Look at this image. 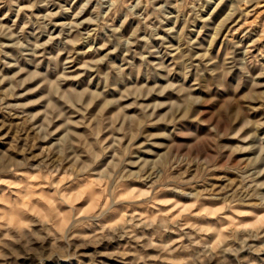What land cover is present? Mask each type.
<instances>
[{
  "label": "clouds",
  "instance_id": "9594fccd",
  "mask_svg": "<svg viewBox=\"0 0 264 264\" xmlns=\"http://www.w3.org/2000/svg\"><path fill=\"white\" fill-rule=\"evenodd\" d=\"M76 4L77 0H71L70 4L67 0L63 3L61 0H31L27 5H22L20 0H0V8L7 6L10 12H16V20L11 26L3 23L6 17H0V37L13 41L11 44L0 43V56L4 57L11 55L4 51L6 47L20 50L28 47L20 38L30 26L39 27L40 35H44L55 17L62 13L73 14V22L60 25V36H50L47 42L51 44L56 39H63L69 54V59L63 63L60 61L63 53L47 56L51 75L36 71L17 79L20 73L4 76L0 72V112L7 115H15V110L23 113L30 106L28 103H6L16 96L18 89L37 79L40 83L22 95L44 89L38 100L30 102L42 103L43 111L33 115L24 113L25 126L33 124L32 131L36 135H30L22 149L16 147L21 134L19 130L13 141L11 151L19 152L23 159H16L8 152L0 153V186L7 188L0 194V264H17L21 256L45 264L54 256L70 257L73 249L84 246L73 241L95 244L122 240L126 236L144 249H159L160 255L146 256L139 251L112 253L120 264H129V256L134 257L131 264H147V261L177 264L170 257L181 249L153 241L157 235L186 228L195 229L199 239L185 232L184 236L191 244L182 245V248L190 251L192 246L199 245L203 249L196 254L192 264H212L213 260L217 264H264V242L254 243L264 241V214L257 217L256 213L237 211V206L246 205L253 199L259 202L254 207L264 208V179H261L264 177V116L252 118V113L259 111L252 107L253 103L264 108V84L251 83V65L264 56V49L259 50L256 57L250 55L255 45L264 43V0H230L227 5L226 0H82L73 13ZM213 4L215 9L225 5L227 13L213 40L232 21H235L232 27L237 32L243 29L245 36L256 30L253 33L255 39L243 59L237 60L233 51L222 60H216L211 56V46L200 49L198 41L188 35L192 31L190 25L204 18L202 13L207 20L211 19L205 9ZM37 8H44L47 14L38 15ZM85 12H90L89 17L77 23ZM22 15L24 20L18 27ZM129 21L136 23L137 28L126 37L124 28ZM166 21H174L176 25L183 23L179 31L176 27L166 29L180 40L176 49L169 47L174 60L168 66L149 60V55H161L151 42L164 39L158 36V31ZM85 23L95 27L82 31ZM100 33L106 34L102 47L111 46L112 51L85 60L81 68L83 72H93L100 77L102 89L93 90L89 86L80 90L79 85L69 86V81H78L83 74H73L71 70L72 60L79 55L76 46L96 39ZM141 41L144 53L135 50ZM233 46L240 47L235 41ZM34 47L41 49L46 45L36 43ZM88 51L98 53L99 49L89 48ZM114 52L122 53L123 63L109 60ZM21 55L27 58L29 53L21 52ZM130 56L138 57L140 63L130 60ZM0 63L12 66L7 60H0ZM25 71L21 69V72ZM162 71L166 73L163 77L166 82L156 83ZM260 73L264 76V68ZM141 77L152 82L151 86L142 82ZM241 77L247 82L244 86L251 87L250 94L234 98L210 119H204L203 107L209 103L205 97L237 93L242 90ZM6 82L8 87L4 88ZM110 91L118 95L110 97ZM130 109L136 111L130 114ZM40 117L43 118L41 123L34 124ZM205 124L212 127L214 135L196 134V129ZM157 126L163 128L151 131ZM3 127L9 126L0 120V130ZM81 127L86 131L74 130ZM57 133L61 135L39 156L27 155L37 141H47ZM222 138L238 139L243 146L226 147L219 143ZM224 151L230 153L229 160L236 152L252 155L232 165L241 180L237 188L223 197L224 207L216 210L219 226L200 227L192 223L191 218L214 215L200 201L219 199V194L214 189L204 192L186 189L207 184L210 178L207 174L216 168ZM145 153L154 158L141 155ZM32 160H40V163L33 167ZM190 172L195 174L186 178ZM130 181L143 182L145 187L133 188ZM169 191L193 198V204L184 215L171 214L167 206L171 204L175 208L178 202L163 197L162 194ZM81 200L85 201L86 207L76 206ZM197 207L202 211L191 210ZM138 208L145 212H137ZM226 212H235L236 218L225 215ZM241 215L253 217L252 222L240 221ZM117 217L118 222L107 223L108 219ZM96 225L100 231L91 237L81 236L78 231ZM137 229H151L153 235H137ZM207 234L213 235L214 243L207 241ZM245 251L250 255L241 258L240 254ZM252 255L256 259H251ZM179 264L188 262L180 261Z\"/></svg>",
  "mask_w": 264,
  "mask_h": 264
},
{
  "label": "rangeland",
  "instance_id": "374dc122",
  "mask_svg": "<svg viewBox=\"0 0 264 264\" xmlns=\"http://www.w3.org/2000/svg\"><path fill=\"white\" fill-rule=\"evenodd\" d=\"M61 2H65V0H61ZM67 2L70 4L71 0H67ZM218 2V0H217ZM20 3L22 5H27L31 3V0H20ZM80 3H82V0H77L76 6L73 7V13L78 10ZM230 3V0H226V5ZM215 5H210L205 9V13L207 15L211 16L210 20H207L204 16V13H202V19L194 21L190 27L192 29L191 32L188 33L192 37L193 40H197L200 44V49H207L209 46H211V56L216 60H222L223 58L227 57L230 53H233L237 60H241L244 58V54L248 47L252 45V41L255 39V36L253 33L256 31L253 30V33H249L247 36L244 35V30L241 29L239 32L236 31L235 28L232 27V25L235 23V21H232L231 23L225 25L222 30L219 32L218 38L213 40V37L217 35L216 29L221 26V23L223 21L224 16L227 14L225 11V5H222L219 9H215ZM51 10V9H48ZM38 15H46V11L44 8H37L35 9ZM90 15V12H85L83 17H80L79 20L76 22L79 23L80 20H86ZM173 15H175V12L173 10ZM0 17H6L3 20V23L11 26V24L16 20V12L15 11H9L8 7L5 6L3 8H0ZM24 20V16L22 15L20 18L19 24L22 23ZM73 22V14L71 13H62L60 16L55 17L51 24L48 25L47 34L40 35V28L37 26H30L29 29L24 34V37H21V41L23 43L28 44V47L20 50L12 47H6L4 49L5 52L10 53V56L4 57L0 56V60H7L8 64L12 65L11 67L6 66L3 63H0V72L3 73L4 76H15L17 73H20V75L17 77V79H23L26 75L32 72H46L50 73V67H49V60L47 59V56L50 55H60V61L63 63L65 60L69 59L68 51L65 50V45L63 44V39H56L51 44H48V40L50 36H60V33L62 31L60 25L65 23H71ZM47 23V22H45ZM17 27V30H18ZM95 25H89L85 23L83 25L82 31H90L92 28H94ZM170 27H176L177 31H179L183 27V23L180 25H176L174 21H166L164 26L159 29L158 36L163 37V40L160 39H154L151 42V46L158 50L161 55H149V60L152 61V63H163L166 66L172 65L174 56L169 54V47L171 49H176L180 46V40L177 38L175 34H170L166 29ZM237 28L239 25L236 26ZM137 24L133 21H129L128 25L124 28V33L127 36H131L132 33L136 31ZM231 30V31H230ZM234 33V35H233ZM144 33H141L143 35ZM233 41H235L236 44L240 45V47L234 48ZM106 42V34L100 33L96 39H90L86 44H79L76 46V52L79 53V55H75L74 59L71 63V70H73V74H81L80 79L78 81H69V86L75 87L77 85L80 86V90L83 88H87L89 86L92 87L93 90L96 89H102V84L100 82V77L96 76L93 72H83V69L81 68V64L88 59H96L102 56L107 55L109 52L112 51L111 46L108 48H103L102 46ZM0 43L4 44H11L13 41L7 40L6 38L0 37ZM41 43L45 44L46 47L41 49H35V44ZM167 45V46H166ZM89 48H95L99 49V52H89ZM264 49V43L255 45L253 47V50L251 52L252 57H256L259 50ZM136 52L144 53V44L143 41H141L139 44L135 46ZM21 52H28L29 55L27 58H23L21 55ZM35 52L36 55H32V53ZM39 53H44V55H40ZM197 55H199V50H197ZM130 60H134L136 63H140V60L138 57H129ZM109 60L114 61L116 63H123V56L121 52H114L111 56H109ZM36 65H39L37 67ZM105 67V66H102ZM264 68V56L258 57V63L253 62L251 65V83H260L264 84V76L261 75L260 69ZM21 69H25V72H21ZM131 71V70H129ZM166 75L163 71L160 73V79L156 80V83L163 84L166 81L163 79V77ZM233 76H236V73L233 74ZM135 79V77H133ZM142 82L148 83L149 86H151L150 81L145 80L143 77L140 78ZM193 83H195V79L192 80ZM40 83V80L37 79L33 81L30 84L25 85L23 89H18L17 94L15 97H13L10 100H7L6 103L8 104H24L28 103L30 106L23 110V113H21L20 110H15V115H7L3 112H0V120L4 121L5 125H8L9 127H3L2 130H0V137H3V139H0V153L8 152V154L16 159H23V155H21L19 152H13L11 151L13 147V141L16 139V133L19 130L20 131V137L18 138V144L16 145L17 148H24L26 139L29 138L31 135L34 137L36 133L32 131L33 124H27L26 123V117L24 113H27L28 115H33L37 112L43 111V104H31V101L38 100L43 94L44 89L41 88L38 91L35 92H29L28 95H22L23 92L28 91L29 89L35 88ZM245 83H247L243 77H241V89L237 93L233 95H225L223 93H219L217 95H213L211 97H205L209 100V103H207L203 107V111L206 113L204 119H210L212 116H214L220 108L228 105L234 98H238L239 96H246L249 95L251 92V87L247 86L245 87ZM4 88L8 87V83L6 82L3 86ZM118 93L115 91H110L109 96L110 97H116ZM253 108H259L258 112L252 113V118H259L264 116V108H260V105L258 103L252 104ZM95 111V109H93ZM135 109H130L129 113H134ZM80 117H74V119H79ZM43 118L40 117L37 120H35L34 124L41 123V120ZM190 128H193L195 126L189 125ZM163 126H157V128L151 129V131H158L161 130ZM78 132H85L86 130L84 128H78L74 129ZM197 135H202L203 137H208L211 135H214L212 132V127L210 125H201L198 129H196ZM61 135V133H57V136L51 137L47 141L39 140L36 142V146L32 149L30 153H27L29 156H39L40 153L47 147L51 146L56 139ZM107 135V134H106ZM30 142V141H29ZM110 142V141H109ZM178 142L187 143L189 141L185 140H179ZM219 143L221 145H224L226 147L235 148L236 146L240 145L243 146V142L238 139H228V138H222ZM215 154V153H213ZM145 158L152 159L154 157L148 156L146 153L141 154ZM252 153H240L236 152L235 154L231 155V160H229L230 153L228 151H224L220 158L217 161L216 168L209 172L207 175L210 177L207 181V184L201 183L198 184L196 188L194 189H186L187 191H199L204 192L205 189H209L210 191L214 189L215 193L219 194V199H202L200 201L201 204L205 206L206 209L211 210L214 215L213 216H200V217H193L191 218V222L194 224L199 225L200 227H218L217 225V217L215 216L217 209H222L224 207L225 201L223 197H225L228 192L233 191L235 188H237L240 184L241 176L238 172L232 170V165H235L238 161L244 160L248 157H250ZM109 156H111V153H109ZM107 159V158H105ZM33 167L38 165L40 163V160H32L31 161ZM101 163H104V161H101ZM67 167V165H65ZM193 168H195V165H193ZM135 171L136 169H132ZM179 171V169L177 170ZM194 172L189 173L190 178L192 175H194ZM6 178H12V177H6ZM19 179V178H15ZM261 179H264L262 177ZM129 184L133 188H144L145 184L140 181H130ZM7 191L6 186H0V194ZM15 191V190H14ZM47 191V189H45ZM210 194L206 193V195ZM164 198H167L169 200L177 201V206L175 208L172 207L171 204H169L167 207L171 211V214L173 216H176L177 213L180 215H184L187 211H189L190 206L193 204V198L188 196H182L178 193L174 192H166L162 194ZM13 199H16V197L13 195ZM259 202L255 199L250 201L248 204L243 206H237V211L240 213H256L257 217L261 214H264V208L260 207H254V205L258 204ZM77 207H86L85 201L81 200L77 205ZM183 206V208H181ZM65 209H62V211ZM193 211H202V209L192 208ZM137 212L144 213L145 209L138 208L136 209ZM225 215H231L233 218H236V213H225ZM239 220L244 223H251L253 220V217L249 215H241L239 217ZM119 218L115 219H108L107 223H115L118 222ZM227 226V225H226ZM80 232L81 236H93L95 232H99V226L96 225L94 227L88 228H82L78 230ZM188 232L193 235H196L195 229H184L183 231H169L167 233H163L162 235H157L156 239L153 241L157 244H164L168 245L171 244L172 248H179L180 251H176L172 254L170 259L174 260L179 264L180 261H187L188 264H192V261L195 260V256L199 251H202L203 249L200 248L199 245L192 246L190 251H186L182 248V245H190L191 241L184 236V233ZM137 235H146L151 237L153 235V230H136ZM181 237H184V239H181ZM196 239H199V235H196ZM207 241L214 243L215 240L213 238L212 234H207L206 236ZM179 242V243H174ZM264 241H255L254 243H261ZM74 244L82 243L84 246L80 247L78 250L73 249L72 255L70 257L60 259L57 257H53L50 260L45 261V264H120V261L114 258L111 254L117 253V252H141V254L146 256H157L160 255V250L157 248H147L144 249L140 244H138L135 240H132L130 237H125L124 239H116L113 241H103L100 243H87L85 241H73ZM144 243H147L145 241ZM164 255H168L167 253H164ZM241 258L245 256H249L250 254L245 251L240 254ZM251 259H256L254 255L250 257ZM129 264H131V261L134 259V257L129 256L128 258ZM229 259H232L231 255L229 254ZM17 264H38L37 260L32 259L31 257H24L21 256V258L17 261ZM141 264H144V262H141ZM147 264H166L164 261H147ZM206 264V262H205ZM212 264H217L215 260L212 261Z\"/></svg>",
  "mask_w": 264,
  "mask_h": 264
}]
</instances>
